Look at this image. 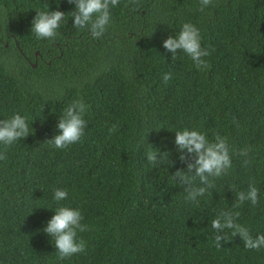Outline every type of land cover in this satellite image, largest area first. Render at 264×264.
Listing matches in <instances>:
<instances>
[{
    "label": "trees",
    "instance_id": "obj_1",
    "mask_svg": "<svg viewBox=\"0 0 264 264\" xmlns=\"http://www.w3.org/2000/svg\"><path fill=\"white\" fill-rule=\"evenodd\" d=\"M57 9V38L37 39V11ZM74 9L69 0H0V120L19 113L30 132L0 160V264H264V248L246 249L231 230L216 248L211 227L230 210L253 237L264 233V0H213L203 11L199 0H119L95 39L73 26ZM185 22L200 30L208 67L164 48ZM75 99L89 105L85 135L55 149L47 140ZM184 128L250 148L232 155L198 204L173 177L187 171L174 142ZM149 148L171 163L152 165ZM251 181L259 203L234 208ZM55 188L67 198L55 201ZM60 205L79 208L90 227L78 232L85 252L64 260L43 230Z\"/></svg>",
    "mask_w": 264,
    "mask_h": 264
},
{
    "label": "clouds",
    "instance_id": "obj_2",
    "mask_svg": "<svg viewBox=\"0 0 264 264\" xmlns=\"http://www.w3.org/2000/svg\"><path fill=\"white\" fill-rule=\"evenodd\" d=\"M136 6L138 0H129ZM75 5L72 11V23L75 28L89 29L91 36L101 37L111 23L112 7L119 4V0H69ZM200 10L212 5L213 0H199ZM49 9V8H48ZM65 13L59 9L54 11H37L32 20L31 32L37 39L55 40L57 30L64 22ZM166 50L172 53L175 59L178 50L191 58L194 65L199 69L209 65L203 59L210 54L207 48L201 47L200 30L192 23L185 22L178 35L169 36L163 41ZM172 74L166 72L162 76V81L166 85ZM89 108L82 99L73 100L64 109L62 116L59 117L57 128L58 134L48 139V143L55 149H65L68 146L79 142L85 135L87 121L84 119ZM118 128L113 124L109 129V135ZM30 134L27 118L19 113L14 114L8 119L0 120V144L4 146L0 151V160L7 159V149L16 141L26 138ZM175 145L180 151V160L186 162L187 171L177 169L173 174L177 183L184 187L186 193L184 199L195 204L199 203V197L203 196L209 189L215 188V179L228 173L232 168V155L247 157L249 147L242 149H230L227 137L219 133L214 140H209L206 135L196 129L184 128L175 131ZM187 153V155L185 154ZM168 152H161L159 148L146 152V159L152 165L171 163L168 159ZM191 157V159H190ZM246 167L249 160L242 161ZM199 181V184L196 181ZM68 192L63 188L53 189V199L57 202L67 198ZM245 201H250L253 205L259 203L258 188L254 181L249 183L248 190L237 193V198L233 204L234 208H239ZM239 213L230 210H222L211 221V227L215 230L214 245L216 248L222 246L221 241H229L226 229L231 230V235L237 234L242 239L244 247L249 250H260L264 248V233L253 237L249 229L236 221ZM84 217L79 208L60 205L55 208V214L47 222L43 229L51 238L58 253V259L64 260L75 254L83 253L86 250V242L78 239V232L90 230L89 225L82 223Z\"/></svg>",
    "mask_w": 264,
    "mask_h": 264
},
{
    "label": "water",
    "instance_id": "obj_3",
    "mask_svg": "<svg viewBox=\"0 0 264 264\" xmlns=\"http://www.w3.org/2000/svg\"><path fill=\"white\" fill-rule=\"evenodd\" d=\"M38 54V53H37ZM34 66H36V64H34Z\"/></svg>",
    "mask_w": 264,
    "mask_h": 264
}]
</instances>
